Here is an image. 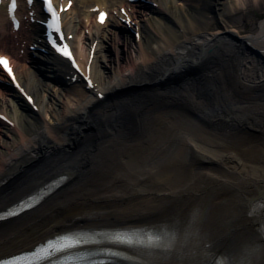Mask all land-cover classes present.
<instances>
[{
  "label": "bare ground",
  "instance_id": "1",
  "mask_svg": "<svg viewBox=\"0 0 264 264\" xmlns=\"http://www.w3.org/2000/svg\"><path fill=\"white\" fill-rule=\"evenodd\" d=\"M110 1L64 14L94 88L63 93L38 83L0 9V53L34 95L23 109L0 91V256L73 227L142 224L173 248L135 249L140 264H264V0H154L133 12L129 44L92 19ZM33 195L37 209L7 215Z\"/></svg>",
  "mask_w": 264,
  "mask_h": 264
},
{
  "label": "snow or ice",
  "instance_id": "2",
  "mask_svg": "<svg viewBox=\"0 0 264 264\" xmlns=\"http://www.w3.org/2000/svg\"><path fill=\"white\" fill-rule=\"evenodd\" d=\"M29 3H31V0H29ZM44 3L47 6L48 12L52 16V20L49 23V27L53 28L56 33H60L61 28H60V23H59V17H58L57 12H56L53 4H52V0H44ZM15 8H16V4H15V0H13V3L11 5V9L15 10ZM61 10H63V9H61ZM104 18H105V14L101 13L100 17H99L101 23H103ZM60 39L61 40L63 39L62 35L60 36ZM52 43H53V46L56 48V50L58 52H60L63 56L71 58V52L68 49L67 45H58L55 40H53ZM0 65H2L3 68L5 70H7L9 72V74H11V68L9 67V63H8V60L6 57H0ZM15 214L16 213H13L11 211L7 213L8 216H12ZM3 218H4L3 216H0V219H3ZM116 239L120 242H126L129 244H132L134 242L135 243H144L143 240H139V239L136 241H133L130 238L127 240H121V238L119 236L116 237ZM162 239L163 238L159 234L149 233L147 236V243L149 245H159L160 242L162 241ZM61 241H63V242L61 243ZM88 242H89L88 240L80 239L79 236H77L76 239H72L71 237H69L67 235L58 236L56 241L49 240L47 242L46 246L37 248L30 255L39 259V258H43L46 256H50L53 254V252L63 251L64 249L71 248V247H74L78 244L88 243ZM112 254L113 255H119V253H112ZM25 259H27V257H25V256H16V257H13L12 259L0 260V264H19L20 261L25 260Z\"/></svg>",
  "mask_w": 264,
  "mask_h": 264
},
{
  "label": "rangeland",
  "instance_id": "3",
  "mask_svg": "<svg viewBox=\"0 0 264 264\" xmlns=\"http://www.w3.org/2000/svg\"><path fill=\"white\" fill-rule=\"evenodd\" d=\"M238 14V13H237ZM249 14H252V15H254L255 13H254V11L252 10V9H250V12H249ZM236 17V19H238L237 17H239L238 15H236L235 16Z\"/></svg>",
  "mask_w": 264,
  "mask_h": 264
}]
</instances>
